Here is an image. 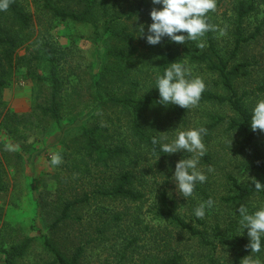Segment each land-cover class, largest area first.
<instances>
[{"label": "rangeland", "instance_id": "1", "mask_svg": "<svg viewBox=\"0 0 264 264\" xmlns=\"http://www.w3.org/2000/svg\"><path fill=\"white\" fill-rule=\"evenodd\" d=\"M131 0H127L128 5ZM236 0H217L215 10L216 30L213 31L217 49L220 53L231 50L234 46V16L231 7ZM255 11L246 17L241 24L243 38L251 37L247 43H242L232 60V64L243 60L249 62L246 78L235 80L238 93L247 92L250 110L259 99H264V4L263 0H254ZM51 31L52 42L59 50L60 75L64 78V87L70 93V104L65 106L64 116L58 125H51L45 131L31 127L28 116L33 104L32 92L37 88L33 82L24 77L23 69H15L9 85L2 90L1 98L4 112L15 114V119L3 120L0 116V264H5L4 250L10 245L19 244L27 237L34 240L27 248L23 257L15 260L14 264H48L52 256L43 246L42 236L51 235L49 227L58 217L59 193L62 198L91 192L94 185L108 179V169L96 166L92 162L79 161L75 157L72 140L81 136V128L95 123L98 107L93 102L94 87L92 81L97 78L104 61L106 41L93 32L91 25L73 22H54ZM224 34L221 35L220 31ZM147 33V25H145ZM203 42V41H202ZM204 43V42H203ZM160 44L149 45L146 39H138V58L134 75L143 86L149 87L150 80L157 74V52ZM199 49H203L200 48ZM24 49L18 51L19 55ZM249 58V59H248ZM192 69V76H200L206 83V89L219 91L209 83L210 77L205 70L198 71L195 64L181 58ZM76 87V88H75ZM210 87V88H209ZM76 91V92H75ZM44 91L43 93H45ZM224 94V93H222ZM114 110V111H113ZM185 123L167 124L157 135L172 139L177 130L198 128L211 123L209 140L204 141L206 154L200 158V169L208 179L203 184H197L192 197L183 198L176 192L174 172L176 163L182 158H190L187 152L167 154L165 159L151 154L144 144H139L140 159L134 160L133 171L138 177L137 187L144 194L142 201H112L105 198L91 199L87 204L80 205L73 213V221L61 225L56 233V243L67 253L78 244L85 245L82 264H140L141 259L160 257L166 249L159 243L158 234L165 227L163 221L156 219L152 211L158 205V196L164 187L171 197L177 201L176 212L191 226L206 231L209 241L215 243L217 236L213 229L219 225L220 234L226 240L247 239V233L239 225V206L244 205L250 214L264 208V193L252 195L244 204L227 201L234 194L232 179L238 184L248 185L255 181L264 184V170L245 172L243 166L250 159L248 154L239 153L240 136L227 129L229 118L234 117L229 107L213 102H200L198 106L186 109ZM167 111L162 113L163 120ZM122 125L116 130L113 123L115 141H123L132 149L136 138L126 131V113L117 109H106L101 112L103 122L105 117ZM155 115H146L151 120ZM118 117V119H116ZM218 118H223L217 121ZM120 121V122H119ZM108 123V122H107ZM259 130V129H258ZM260 131V130H259ZM259 140L263 142L264 132L260 131ZM19 145V150L10 151L7 145ZM59 152L63 161L60 165L50 163L51 156ZM142 153V155H141ZM71 154V156H69ZM69 157V158H68ZM74 161V164L70 163ZM111 162H109V165ZM89 174L82 173L85 169ZM211 168L213 171L208 172ZM144 175H140V171ZM80 171L79 173H77ZM76 176L81 178L77 180ZM140 181V182H139ZM139 182V183H138ZM211 197L215 206L208 210L204 218H197L193 209ZM115 215H118L115 218ZM79 219V220H77ZM140 223H139V222ZM173 242L181 239L184 244L178 252L184 257L186 264H203L208 251H202L194 246L188 235H178L168 227ZM76 232V233H75ZM77 232L92 233L91 236H78ZM243 235V236H242ZM221 236V235H220ZM92 237V238H89ZM133 237L136 240L129 244ZM89 239L91 242L87 243ZM75 243V245H74ZM208 250L210 248H207ZM205 253V254H204ZM236 249L230 246H218L214 259L217 264H231ZM194 255V260L190 258ZM200 260L197 261L196 259ZM192 261L190 262L189 261ZM199 262V263H198ZM245 264V261L242 262ZM256 264H264L262 258H256Z\"/></svg>", "mask_w": 264, "mask_h": 264}, {"label": "trees", "instance_id": "2", "mask_svg": "<svg viewBox=\"0 0 264 264\" xmlns=\"http://www.w3.org/2000/svg\"><path fill=\"white\" fill-rule=\"evenodd\" d=\"M125 2L127 0H9V8L0 11V116L3 115V120L17 117L8 111L3 113L5 108L1 92L9 85L13 71L18 68L23 69L24 77L31 80L37 88L32 92L33 104L28 121L31 127L39 128L40 131H45L51 125L60 126L64 116L63 111L68 101L70 104L71 98L64 87L66 81L60 75L59 50L52 42L51 31L54 29V22L91 25L94 34L106 41L104 61L97 78L92 81L93 102L98 107L95 123L89 127H82L81 136L71 141L73 148L67 147L73 149L72 153L79 158V161L88 160L96 166L108 169L103 171L108 173V179L96 183L89 193L82 192L81 195L66 198H62V194L59 193L57 204L59 215L49 227L51 235L41 237L44 248L52 256V261L48 264H82L85 245L78 244L67 253L60 248L55 239L56 233L61 230V225L74 220L72 213L80 205L97 198L130 203H138L144 198V194L137 187L138 177L133 171L134 160L140 159V151L137 149L139 144H144L152 155L165 159L167 154L159 150V145L152 143L153 138H159L158 132L167 124L185 123L187 110L177 105L159 104L158 89L154 88L156 77L162 75L169 64L180 61L181 58L195 64L198 71L205 70L211 76H215L214 80L210 77L209 83L219 93L205 89L200 102L225 104L229 107L234 117L229 118L227 129L240 136L238 152L250 156L249 161L243 166L245 172L264 170L260 131L257 129L253 132L249 123L251 110L245 98L248 94L238 93L235 88V80L247 77L249 62L246 59L232 64L242 43H247L251 39L250 36L243 38L241 24L255 11L254 0H236L231 7L234 16V46L229 51L225 50L223 54L217 49L213 31H209L202 38L204 42L202 50L197 46L198 41H189L181 45L165 37L157 52V74L150 80L146 90H143L141 81L134 75L135 63L139 56L140 37L136 36L137 33L132 31L131 26L133 25L135 29L141 24L150 25L152 21L149 13L154 5L151 0H131L128 5H125ZM215 15V11L208 13L209 23H215ZM21 49L25 51L23 55L18 54ZM261 86L264 88V81ZM44 91L46 92L43 93ZM110 108L126 113V131H130L136 138L132 149L123 141H115L114 132H109L113 131V123L116 124V130L121 129L122 126L125 128V125L116 123L108 116L101 122V112ZM166 111L168 115L163 120L162 113ZM150 112L155 116L148 120L146 115ZM222 119L218 118L217 121ZM203 127L207 129V134L203 137L207 142L215 123ZM70 163L74 164V161L70 160ZM82 173L89 174V171L86 168ZM140 175H144L143 170L140 171ZM76 178L78 180L81 177L76 176ZM232 185L234 194L227 197V201L244 204L255 194L254 183L241 185L232 179ZM176 210V199L171 197L164 187L159 193L158 205L153 209L152 214L165 224L158 234L159 243L167 251L155 259L145 257L141 259L140 264H186L177 249L185 243L181 244L179 237L177 242H173L171 234L167 233L168 227L180 236L188 235L194 246L202 251H208L204 253L203 264H217L214 256L218 246H230L236 249L237 253H234L231 264H242L249 255L245 249L250 245V241L226 240L222 233L220 234L217 225L213 233L215 237L218 236L213 243L207 239L206 231L191 226ZM117 216L115 215V218H119ZM77 235L91 236L92 233L77 232ZM33 240V237H27L19 244L10 245L4 250L5 264H14L16 259L23 257ZM91 240L89 239L87 243ZM135 240L136 237H133L129 244L132 245ZM263 255L258 258H262ZM190 258L194 260L195 256L190 255Z\"/></svg>", "mask_w": 264, "mask_h": 264}, {"label": "clouds", "instance_id": "3", "mask_svg": "<svg viewBox=\"0 0 264 264\" xmlns=\"http://www.w3.org/2000/svg\"><path fill=\"white\" fill-rule=\"evenodd\" d=\"M154 7L150 11L151 24L132 27L137 37L146 39L149 45H158L167 37L171 42L185 44L189 41H198V47L203 48L202 38L209 31H215L216 26L209 23L208 13L217 8V0H151ZM160 6L159 8L155 6ZM9 8V0H0V11ZM179 33V34H178ZM186 33V34H185ZM223 35L224 31L221 30ZM155 89H158V103L164 106L177 105L183 109H191L199 105L202 94L206 89V83L200 76H192V69L186 63L180 61L169 64L162 75L155 80ZM251 130L259 129L264 132V99L256 101L251 109L249 118ZM207 129L203 126L187 130H177L172 139L165 135L153 138L152 143L159 145V150L167 154L187 152L192 154L190 158H182L175 165L173 175L176 192L187 200L192 197L197 184L207 181V174L199 167L200 158L206 154V145L203 137ZM10 151L19 150V145H7ZM160 157V156H159ZM158 157V159H159ZM63 157L59 152L51 156L50 163L53 166L60 165ZM213 171L209 168L208 172ZM254 192L264 193V184L255 181ZM171 196V193H169ZM215 206V201L209 197L207 201L200 203L193 209L197 218H204L208 210ZM239 225L243 235L247 233L250 245L245 249L249 255L244 259L245 264H256V258L264 254V208L254 213L244 205L239 209ZM242 235V236H243Z\"/></svg>", "mask_w": 264, "mask_h": 264}]
</instances>
